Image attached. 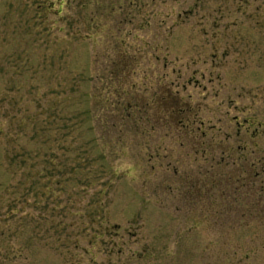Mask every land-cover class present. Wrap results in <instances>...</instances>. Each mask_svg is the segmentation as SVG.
I'll return each mask as SVG.
<instances>
[{
	"label": "rangeland",
	"instance_id": "obj_1",
	"mask_svg": "<svg viewBox=\"0 0 264 264\" xmlns=\"http://www.w3.org/2000/svg\"><path fill=\"white\" fill-rule=\"evenodd\" d=\"M122 49L129 77L111 73ZM165 87L198 113L187 130L157 99L136 128L110 105ZM21 144L39 181L5 164ZM262 162L264 0H0V264H264Z\"/></svg>",
	"mask_w": 264,
	"mask_h": 264
},
{
	"label": "trees",
	"instance_id": "obj_2",
	"mask_svg": "<svg viewBox=\"0 0 264 264\" xmlns=\"http://www.w3.org/2000/svg\"><path fill=\"white\" fill-rule=\"evenodd\" d=\"M111 64L113 66V68L111 69V73L113 74V76L116 75L118 72L123 73L124 70H127V72H129V73H127L128 77L134 75V73L136 71L135 69L138 65V63L136 62L135 56L130 54L129 52H127L125 49H122V51H120L118 53L117 58L113 59ZM131 86H132V89H135L136 83H132ZM72 90L76 92V90L74 88H72ZM64 92L66 94V91H64ZM70 92L72 93V91H70ZM116 95H117V98L115 99L114 102L110 103V105H114V107L117 109V112L118 113L120 112V120L122 123H124L126 121V118L128 120L132 119L131 120V124H132L131 127L132 128H136L137 122H140V120L144 116L148 115L147 112L150 110L151 104H153L154 101H156V99L158 100V103L156 102V104L159 107V109H161L160 110L161 114L158 118V121H159V123L160 122L162 123L161 125L164 126L166 128V130L168 129L169 131H171L174 128H176L177 131L181 130V129H183V131L187 130L189 128V126H191L194 122H196V119H198L197 118L198 113L196 111H194L192 113V110L184 108L183 102H181L182 100L176 98V93L173 94L172 92H170L168 87L167 88L165 87L160 94H156V92H153L150 95L151 96L150 99L144 100V101H146L145 103H139L137 101L136 97L134 96L136 94H134L128 90L126 92H124L123 89H116ZM124 96L126 97V100L124 101V103H122L121 97H124ZM145 96H146V94H145ZM91 97H93L92 94H91ZM128 98H130V99L128 100ZM108 102H110V101L108 98H106V105L109 104ZM156 104H155V106H156ZM106 105H105V107H107ZM110 105H108V106H110ZM80 114H81L80 112H77L75 114L74 118L79 119ZM48 115L49 114H47L45 119L42 121L41 127L38 128L37 123L34 122V125L32 127L33 134L31 135L30 139L35 140L36 138L40 137L41 136V134H39L40 131L46 132L49 136V131L51 129V126L56 121V119L54 116V112L51 113L50 117H48ZM146 118H147V116H146ZM63 121L66 122L69 120L67 117H64ZM101 122H102V124H104L103 118L101 119ZM73 126H75V129L73 131L78 130L80 128V121L73 124ZM65 138H66V136H65ZM19 146L20 147L17 150H9L7 148L4 149V152L6 153L4 156V160H6L5 164H7V167L17 165L21 169V176L23 179H28L30 177L35 176L38 178L36 180L39 181L43 177V172L46 170L45 167L36 169L35 174L32 175L29 172L30 169L27 167V165L30 161H32L34 159L42 158L44 154H42L41 152H35V149L27 147L26 144H21ZM104 148H105V145H104ZM156 153H157V157H159L157 150H156ZM80 159H83V161H84L86 158H82V156H81L80 158L75 159L76 166L74 165L70 169H67L64 166V171L62 172V175L63 176L69 175L72 172L71 173H68V172L74 171V170H78L81 172V171L85 170L86 166L90 165L89 164L91 162L90 159L87 160L86 161L87 163H85V164H83V163L81 164L79 162ZM1 163H3V162L1 161ZM106 169H107V166L103 164V165H101V168L96 169L94 171V173H104ZM263 170H264V162H262L261 172H263ZM87 172H89V170H87ZM59 173H61V172H58L57 174H59ZM114 173H115V171H114ZM59 175H61V174H59ZM66 179L68 180V178H66ZM5 180H7V182ZM5 180H4V178L2 181L0 180V189H3V188L5 189L6 186L8 185L9 179H5ZM208 181H209L208 185L210 187H213V188L217 187L219 189V195L223 194L225 199H229L231 194L235 192V190H233V189L229 191V188L224 187L223 182H219L218 184H216L218 182V180H216L215 176L210 177V180L208 179ZM82 183H83L82 185H84V186L89 185L88 180H84V181H82ZM21 184H23V183H21ZM259 190H260L259 192H260L261 197H263L264 182L260 185ZM28 191H29L28 189L23 187V193L24 194L22 193L21 197L23 195L26 196L28 194ZM10 203H13V202L10 201L9 204ZM9 204H8V207H9ZM241 217L243 218L244 216H241ZM257 220H260V222H264V215L259 213ZM99 236L101 237L102 233H100ZM73 241L76 242V239H74ZM93 242H95V240ZM75 246H77L76 243H75ZM256 248L258 249V245H257V247L252 246L250 248L251 252L252 253H253V251L255 252ZM261 248L264 249V238L261 240ZM226 250H227V248H226ZM225 253L227 254V252H225ZM232 254L234 256L236 255L235 252H233Z\"/></svg>",
	"mask_w": 264,
	"mask_h": 264
}]
</instances>
